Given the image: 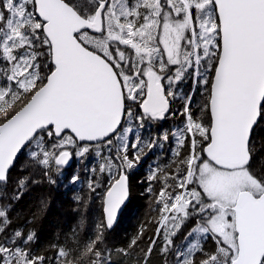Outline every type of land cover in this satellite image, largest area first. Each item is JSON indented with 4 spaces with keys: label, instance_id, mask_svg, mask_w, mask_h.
<instances>
[{
    "label": "snow or ice",
    "instance_id": "6c2138e0",
    "mask_svg": "<svg viewBox=\"0 0 264 264\" xmlns=\"http://www.w3.org/2000/svg\"><path fill=\"white\" fill-rule=\"evenodd\" d=\"M185 82L189 91L177 90ZM177 98L183 126L143 140L138 131L173 115ZM262 124L264 0H0V184L30 148L46 168L66 165L69 147L94 153L111 228L145 149L171 135L175 167L148 177L161 184V251L175 264H264V143L257 149L253 135ZM9 212L0 205V264H46L31 252L35 233L13 229ZM190 219L187 235L210 236L214 252L173 248ZM100 239L79 257L71 244L57 248V264H104Z\"/></svg>",
    "mask_w": 264,
    "mask_h": 264
},
{
    "label": "trees",
    "instance_id": "16d2710c",
    "mask_svg": "<svg viewBox=\"0 0 264 264\" xmlns=\"http://www.w3.org/2000/svg\"><path fill=\"white\" fill-rule=\"evenodd\" d=\"M189 87L190 82H185L178 85V90L187 93ZM200 97L198 94L196 99L200 100ZM176 101L174 118L178 128L183 126L184 117L180 114L182 101L178 98ZM253 135L257 149H260L264 143V124L257 127ZM69 149L75 155L73 149ZM33 150L30 148L25 151L11 170L7 183L0 184V205L10 207L8 215L12 220V228L35 233L34 242L31 244L32 254L44 256L46 264H57V248H67L71 244L79 257L84 245L96 241L97 236L101 235L102 239L97 241L95 250L106 253L104 264H108V261L111 264H175L171 250L168 253L161 251L164 243L163 230L160 237L156 235L159 220L156 200H138L132 197L118 226L109 230L103 226L108 176L90 171L103 162L101 158L91 152L83 157L75 155L79 166L71 174L65 168H57L54 164L50 168L39 165L30 158ZM257 155L264 158V151H259ZM256 165L259 169L258 160ZM74 175L81 178L80 190L69 185ZM20 179L26 181L23 187L18 184ZM97 180L100 181V186L93 191L89 183ZM135 185L138 187L137 183ZM143 187H138L139 196L144 192ZM196 222V219H190L180 227L172 237L173 248L185 249L190 243L198 242L205 252H214L216 243L210 236L200 238L196 234L187 235ZM138 234L136 245L129 247ZM152 240H155V246L151 254L146 256ZM202 258L199 252L195 254V259Z\"/></svg>",
    "mask_w": 264,
    "mask_h": 264
},
{
    "label": "flooded vegetation",
    "instance_id": "af4514ba",
    "mask_svg": "<svg viewBox=\"0 0 264 264\" xmlns=\"http://www.w3.org/2000/svg\"><path fill=\"white\" fill-rule=\"evenodd\" d=\"M183 84V83H181ZM179 85V84H178ZM178 85L176 86L178 90ZM202 97H200V100ZM199 101V99H196ZM177 101L176 99L170 100V111L174 113ZM175 113L173 115H167L164 120L156 121V122H146L145 126L142 130L138 131V135L145 141L151 140L153 137H160L162 133L169 132L171 133L176 129L177 121L175 120ZM159 146L149 149H145V155L142 156V159L139 165L132 170L129 175V191H130V201L127 204L125 211L128 210L130 203L132 201V197L140 200L139 198H146L148 200H156L157 199V191L161 187L160 182L158 181H150L148 179L151 171L156 168L163 169L168 171L171 168H174L175 165L173 160L175 157L173 156V151L176 148L173 137L169 135V139L164 141L160 139L158 141ZM183 152V150H181ZM73 165L72 168L61 167L68 170V173L73 174L75 166H79L77 157L73 155ZM72 179V177H71ZM138 184V187L143 185L144 192H141V196L138 195V187L135 185ZM71 187H74L77 190H80L81 187V178L77 180L76 183L70 182ZM149 188H151V192H149ZM136 196V197H135ZM124 214V213H123ZM123 217V216H122Z\"/></svg>",
    "mask_w": 264,
    "mask_h": 264
},
{
    "label": "water",
    "instance_id": "95a60500",
    "mask_svg": "<svg viewBox=\"0 0 264 264\" xmlns=\"http://www.w3.org/2000/svg\"><path fill=\"white\" fill-rule=\"evenodd\" d=\"M24 153H25V152H24ZM24 153H23V154H24ZM23 154H22V155H23ZM22 155H18V158H17V161H16L15 165L17 164L18 160L21 158ZM73 162H74V159H73V155H72V156L70 157V159L68 160V163H67L66 165H64V166H61V167L72 168V166H73ZM15 165L13 166V168L15 167ZM13 168H12V169H13ZM12 169H11V170H12ZM11 170H10V172H11ZM10 172H9V174H10ZM105 199H106V197H105ZM129 201H130V191H129V197H128V199L125 201L124 205H122L121 208L118 210V213H117V219H116V221L114 222L113 226H112L111 228H107V229H109V230H114V229L118 226L119 222H120L121 219H122L123 213H124V211H125V208H126L127 204L129 203ZM104 206H105V200H104ZM104 216H105V214H104Z\"/></svg>",
    "mask_w": 264,
    "mask_h": 264
},
{
    "label": "rangeland",
    "instance_id": "374dc122",
    "mask_svg": "<svg viewBox=\"0 0 264 264\" xmlns=\"http://www.w3.org/2000/svg\"><path fill=\"white\" fill-rule=\"evenodd\" d=\"M68 150L70 151V149L68 148ZM71 152V151H70ZM75 168H76V166H75Z\"/></svg>",
    "mask_w": 264,
    "mask_h": 264
}]
</instances>
